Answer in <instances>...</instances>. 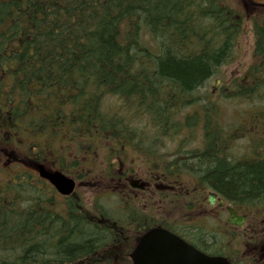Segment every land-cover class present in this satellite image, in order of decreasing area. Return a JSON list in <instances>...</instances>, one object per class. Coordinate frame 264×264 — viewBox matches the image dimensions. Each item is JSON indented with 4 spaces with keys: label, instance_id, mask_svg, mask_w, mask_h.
I'll return each instance as SVG.
<instances>
[{
    "label": "trees",
    "instance_id": "1",
    "mask_svg": "<svg viewBox=\"0 0 264 264\" xmlns=\"http://www.w3.org/2000/svg\"><path fill=\"white\" fill-rule=\"evenodd\" d=\"M244 19L235 0H0L4 137L32 142L45 156L64 138L69 146L95 147L106 154L107 168L110 159L124 160L129 148L146 156L149 138L158 142L153 136L182 137L183 155L169 162L173 176L183 175L188 164L194 171L188 176L229 202L263 207L264 158L229 162L220 155L232 137L226 134L225 141L222 134L219 143L222 128L211 123L209 94L198 92L231 61ZM260 21L254 22L253 50L260 66L231 84L234 97L249 107H264L258 97L264 96V76L257 77L264 71ZM112 99L116 109L107 105ZM30 110L39 114L30 118ZM247 113L254 122L250 141L261 148L264 114L256 107ZM200 126L203 147L189 149ZM4 198L0 264H73L106 237L105 229L86 224L85 214L95 210L65 216L57 202L47 209L38 205L42 200L16 201L6 191ZM98 212L109 214L101 207Z\"/></svg>",
    "mask_w": 264,
    "mask_h": 264
},
{
    "label": "flooded vegetation",
    "instance_id": "2",
    "mask_svg": "<svg viewBox=\"0 0 264 264\" xmlns=\"http://www.w3.org/2000/svg\"><path fill=\"white\" fill-rule=\"evenodd\" d=\"M243 2L245 8L256 11L259 17L264 18V0ZM1 111L2 109L0 113ZM218 114L222 122V109ZM4 133L0 116V204H9L4 198L6 191L8 197L16 198V201L27 198L34 203L42 200V204L38 205L47 209H50L52 201L57 202L65 216L69 212L70 215L74 212L76 216L79 213L84 214L85 209L91 212L95 210L92 215L85 214L86 224L105 229L102 236L106 237H101L102 242L90 254L73 264H134L131 255L139 239L155 228L167 229L206 257H219L228 264H264V246L259 244V238L264 237V233L253 231L260 220L256 215V207L229 202L225 195L213 191L209 185L198 182L185 185L178 177L171 181L170 177L164 175L163 163L150 164L149 161H144L146 167L141 170L129 159H114L107 173H104V168L99 169L96 160L92 162L84 157L82 160L88 163H82L79 168L65 163L64 160V164L61 161L43 163L34 146L29 149L28 154L16 144H5ZM8 145L9 149L4 147ZM88 164L90 166L87 169ZM39 165L47 171H59L72 179L75 183L73 193L70 196L59 195L46 180L39 177ZM13 166H21L26 170L19 172ZM3 167H8L5 173L8 177L7 183L2 180L6 171ZM168 170L174 174V168L170 165ZM94 190L93 197L89 193ZM86 196L88 199L85 200ZM101 198L111 202L108 205L110 214L107 216L98 212V199ZM230 210L238 218H243L240 225L229 223ZM164 217L170 219L166 224L163 223ZM250 235L252 236L248 239ZM244 240L246 245L243 244ZM153 249L146 248V252ZM183 251L186 253L188 250ZM164 258H172L176 264H195L192 262L195 257L190 254L166 255ZM164 258L150 252L139 259L144 264H151Z\"/></svg>",
    "mask_w": 264,
    "mask_h": 264
},
{
    "label": "rangeland",
    "instance_id": "3",
    "mask_svg": "<svg viewBox=\"0 0 264 264\" xmlns=\"http://www.w3.org/2000/svg\"><path fill=\"white\" fill-rule=\"evenodd\" d=\"M239 5L242 7H240L239 9L241 10V12L244 14V18L246 19V16H248V19H244V23L242 25V31L240 33V37L237 39V43L235 45V50L233 53V56L231 58V61L226 63L224 66L220 67L219 71L209 80L207 81V83L205 84L204 88L202 87L201 89L198 90L201 91V93H209L210 95L208 96V101H209V105L211 106V123H217L220 125V127L223 129L220 133H219V143H221L222 140V132L223 135H225L226 133L230 134V136L232 137L231 143L225 146H222V150H224V148L227 151L229 150V153L225 152V155L223 154V152H219L220 155L225 156L224 158H227L229 160V162H243V161H252L253 158H255L257 155L256 153H254V150H260L261 151V155L262 158H264V127H261L262 131L258 134V140L259 142L261 141L263 143V146L260 148L259 145H257L256 143H253L250 141L251 136L249 135V133L251 132V128H253L254 122L252 120H250L251 116L249 113L245 114V112L251 108H260L262 110V114H264V107H260L263 105H255V106H248L245 102V100H241L240 97H234V93H231L232 91H234L232 88V81L236 80V79H241L242 76L248 77L249 75H253V72L251 73V69L255 68V67H259L260 66V62L261 60L256 59V57L253 55V49H254V39L252 37V29H251V25H250V18H251V14H249V12L245 11L244 8V2L243 0H239ZM261 22V21H260ZM230 58V57H229ZM264 67V66H263ZM263 77L264 76V71L260 72L257 74V77ZM214 89L215 91L211 92V90ZM197 96V95H196ZM258 97H264V96H258ZM198 98V96H197ZM199 99V98H198ZM258 99V98H256ZM112 100H109L107 105H110V107L112 109H116L115 108V104L116 102ZM206 101V100H205ZM257 102V101H255ZM195 104V103H193ZM203 104H205V102H203ZM213 107V108H212ZM223 109V117H221L224 122L222 121H217L215 119V117H220V114H215L213 115V110L214 109ZM210 108H207L206 110L208 111ZM185 111H188L185 110ZM184 113L181 114V116H183L185 114ZM47 110H43L41 111L42 114L46 115L47 114ZM191 112V110H190ZM219 112V111H218ZM131 112H128V120L130 121L131 116H130ZM237 113H239L240 115H237ZM39 113L35 110H30L28 112V116L30 118L35 117L36 115H38ZM246 115V116H245ZM215 116V117H214ZM18 119H12V122L14 123V125H18L21 126L20 122H17ZM240 125V129L238 130V125ZM256 124H258L256 122ZM15 126L19 129H26L24 127H18ZM260 127V126H258ZM35 127H33L34 129ZM246 131H244V129ZM202 127L200 126L199 128H197V130H195L194 132V136L192 138H190V142L187 143V146L189 149H193V150H197L198 148H201V138L202 136ZM239 131L237 132V134H239L238 136H234V134L236 133L235 131ZM226 132V133H225ZM243 132V133H242ZM246 132V133H245ZM152 134V133H151ZM158 134V133H156ZM246 134V137L244 136ZM260 135V136H259ZM153 136V135H152ZM68 138V136H65ZM96 137V136H94ZM154 138H156V141L158 140V142H156V144L154 143V141H152L153 138H149V141L147 142V144L149 145V151L148 153H146L144 156L143 154H139V151H131L132 149L129 148V151H125L122 154L128 158L129 160H134L135 162V166H138L141 170L145 169L146 165H144V161H149L150 164H164V163H169L171 161L172 158H174L175 160L179 157L181 158V156L183 155V150L180 149L181 145H179V142L182 140V137H156L153 136ZM164 138V139H162ZM193 139V140H192ZM196 139V140H194ZM192 140V141H191ZM199 140V141H198ZM248 140V141H247ZM198 141V142H197ZM67 141L64 138V141L61 142L60 144L56 145L54 148V152L57 156H63L62 161L64 160L65 163H70L73 164L72 166L74 167H82L81 164L84 163H88L86 161H83L82 158L84 157V159H86V157L90 158V161L93 162L94 158L96 157V153L97 151L95 150H89L88 153H86V148L85 150H83V148H80V150L77 147H71L68 146V143H66ZM193 142V143H191ZM251 142V144H250ZM258 142V143H259ZM32 145V142L29 144V146ZM200 145V147H199ZM196 146V147H195ZM254 146H256V149H253ZM5 148L9 149V145L8 146H4ZM180 149V150H179ZM180 152H179V151ZM259 151V152H260ZM222 153V154H221ZM50 154V153H49ZM49 154L47 155V157L49 156ZM99 154V158L100 161L97 163V166L99 167V164L105 165L106 162V154L104 153L103 150H99L98 152ZM254 154V155H253ZM53 156V155H52ZM105 159V160H104ZM116 161H118V159H116ZM191 164V162L189 163ZM188 165V164H187ZM90 166V164L86 165V168L88 169V167ZM12 168L16 169L19 172H22L24 170H26V168L21 167V166H13ZM138 168V170H139ZM4 170V178L2 179L4 181V183L8 182V177L5 175V173L8 171V167H3ZM148 170V169H147ZM192 172H194L192 169L189 168H184L182 173L184 174L182 177L185 180V185H189L191 184L190 180V176H186L188 174H192ZM186 174V175H185ZM92 175V174H90ZM96 181V180H95ZM93 181V182H95ZM107 181V180H106ZM108 182V181H107ZM89 189H91L92 187H88ZM98 187H96L97 189ZM86 192H88V190H85ZM91 191V190H90ZM91 194L93 197L95 196V190L92 191ZM84 199H88V196L84 197ZM107 201L102 200L103 202H105V205H110L111 202L109 199H106ZM166 218V217H164ZM166 221H169L166 218ZM258 227L254 228V232H259L261 234V232L264 233V216L262 218H260V220L257 223ZM252 235L248 236V239L251 237ZM260 241V246H264V237L259 238ZM243 244L246 245V241L244 240Z\"/></svg>",
    "mask_w": 264,
    "mask_h": 264
},
{
    "label": "water",
    "instance_id": "4",
    "mask_svg": "<svg viewBox=\"0 0 264 264\" xmlns=\"http://www.w3.org/2000/svg\"><path fill=\"white\" fill-rule=\"evenodd\" d=\"M39 174L42 178H45L49 180V182L56 188V190L62 194V195H69L74 188L73 181L65 178L63 175L59 173H53L48 174L41 168H39ZM211 201H213V198H211ZM230 223H236L239 224L240 221L235 217V215L231 212L230 217ZM146 248H154L152 251H150L153 255L158 257H163L166 255L171 256H181L184 254L183 251H179L178 248H190L186 246L182 241H180L178 238L174 237L170 233L166 232L163 229H153L147 232L138 242V244L135 247V250L133 254L131 255V258L133 259L134 264H144L142 261H140L139 258H141L145 254H150V252H146ZM191 252V249L190 251ZM193 254H195L196 258L202 257L199 253L196 251H193ZM202 262L203 264H220L224 263V261L220 258H208L206 260L202 261H195ZM151 264H176L175 260L172 258L167 259H160L155 262H151ZM227 264V263H225Z\"/></svg>",
    "mask_w": 264,
    "mask_h": 264
},
{
    "label": "bare ground",
    "instance_id": "5",
    "mask_svg": "<svg viewBox=\"0 0 264 264\" xmlns=\"http://www.w3.org/2000/svg\"><path fill=\"white\" fill-rule=\"evenodd\" d=\"M202 41H203V40H202ZM257 42H258V41H257ZM256 45H257V44H256ZM256 47H257V46H256ZM259 49H260V48H259ZM253 50H254V49H253ZM255 54H256V53H255ZM127 84H128V83H127ZM200 88H201V87H200ZM200 88H199V89H200ZM197 89H198V88H197ZM188 97H191V96H188ZM191 98H192V97H191ZM191 100H192V99H191ZM192 101H193V100H192ZM196 102H197V101H196ZM192 103H193V102H192ZM190 106H191V105H190ZM147 108H148V107H147ZM212 108H213V107H212ZM147 110H149V109H147ZM208 112H209V111H208ZM221 123H222V122H221ZM214 125H215V124H214ZM216 125H217V123H216ZM171 126H172V125H171ZM159 129H160V128H159ZM165 129H166V128H165ZM165 129H164V130H165ZM209 130H211V129H209ZM218 131H219V130H218ZM212 133H213V132H212ZM212 133L210 132V134H212ZM207 134H208V133H207ZM222 134H223V132H222ZM222 134H221V135H222ZM212 136H213V135H212ZM225 136H226V134H225ZM203 137H204V136H203ZM218 137H219V136H218ZM192 140H193V139H192ZM192 140H191V141H192ZM194 140H196V139H194ZM203 140H204V138H203ZM203 140H202V138H201V141H203ZM209 140H210V139H209ZM213 140H215V139H213ZM219 140H220V138H219ZM222 140H223V139H222ZM198 141H199V140H198ZM198 141H197V142H198ZM225 141H226V140H225ZM223 142H224V141H223ZM223 142H222V143H223ZM191 143H193V142H191ZM201 143H202V142H201ZM224 144H225V142H224ZM250 144H251V142H250ZM201 145H202V146H201V148H202V147H203V144H201ZM257 145H258V144H257ZM195 147H196V146H195ZM199 147H200V145H199ZM222 148H223V147H222ZM222 148L220 147V151L223 152V154L225 155V152H227V151H224V150H226L225 148H224V150H222ZM256 148H257V147L254 146L253 149H256ZM215 150H216V149H215ZM260 150H261V149H260ZM179 152H180V151H179ZM253 152L256 153L258 157H259V156L262 157V155H261V151L258 152V150H254ZM257 152H258V153H257ZM227 153H229V150H228ZM221 154H222V153H221ZM253 155H254V154H253ZM224 157H225V156H224ZM219 158H220V157H219ZM221 159H222V158H221ZM187 167H188V165H187ZM255 201H256V200H255ZM10 246H11V245H10ZM3 254H4V253H3Z\"/></svg>",
    "mask_w": 264,
    "mask_h": 264
}]
</instances>
